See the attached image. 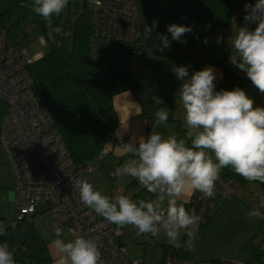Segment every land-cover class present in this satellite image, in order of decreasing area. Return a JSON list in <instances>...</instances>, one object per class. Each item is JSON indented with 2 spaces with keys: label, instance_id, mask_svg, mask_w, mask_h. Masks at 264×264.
<instances>
[{
  "label": "clouds",
  "instance_id": "9594fccd",
  "mask_svg": "<svg viewBox=\"0 0 264 264\" xmlns=\"http://www.w3.org/2000/svg\"><path fill=\"white\" fill-rule=\"evenodd\" d=\"M69 0H33L32 8L47 22L59 17ZM244 26L229 37V62L245 73L251 84L264 94V0L245 4ZM255 24V28L248 27ZM158 25L143 26L146 39L158 40L159 51L171 47L172 41L187 43L183 37L193 32L187 25H167V35L152 33ZM210 27V25L208 26ZM54 31L59 33L60 27ZM224 42L217 36L216 43ZM204 43L207 44V38ZM189 66L173 69L181 81L177 92L183 109V136L163 135L158 129L166 125L169 114L165 108L154 113L152 130L147 137L123 142L120 152L128 155L122 166L112 172L114 177L129 176L138 181L149 194L147 199H133L120 194L114 198L96 190L87 179L72 181L80 201L117 230L132 226L137 235H163L168 243L181 247V236L194 237L201 216L185 207V197L194 192L214 198L217 182L223 169H230L249 182L264 184V106H257L247 92L235 87L217 90V73L211 66L193 72ZM264 207V205H262ZM249 220L264 219V212L254 208L246 213ZM6 234L0 224V236ZM61 235V230H56ZM61 254L59 264H106L98 242L77 235L65 241L52 242ZM14 249L7 241L0 242V264H17Z\"/></svg>",
  "mask_w": 264,
  "mask_h": 264
},
{
  "label": "built area",
  "instance_id": "2783aa9c",
  "mask_svg": "<svg viewBox=\"0 0 264 264\" xmlns=\"http://www.w3.org/2000/svg\"><path fill=\"white\" fill-rule=\"evenodd\" d=\"M90 11L89 47L93 58L100 47L109 42L140 45V7L136 0H93ZM138 53L140 51L135 49L134 54ZM30 62L24 38L11 37L6 28L0 26V100L6 106L0 120V143L13 175L14 202L13 218H0V224L12 235V249L18 264H37L29 256V246L15 239L18 229L31 223L39 206L50 215L56 237V230H61L57 238L69 234L96 240L106 264H144L142 260L127 258L124 238L117 226L86 207L80 201L78 191L73 189L72 181L83 179L85 174L101 168L105 150L84 165L73 161L51 112L39 104L32 91L28 72ZM188 65L190 67L189 61ZM108 141L122 143V139L113 134ZM237 190L236 183L220 177L214 198H205L198 192L194 200L186 204V209H194L201 216L195 236L183 235L181 247L175 252H167L161 264H213L210 261L195 262L186 252L208 214L217 210ZM252 207L260 208L257 202L252 203ZM257 247L260 258L264 259V239Z\"/></svg>",
  "mask_w": 264,
  "mask_h": 264
},
{
  "label": "trees",
  "instance_id": "16d2710c",
  "mask_svg": "<svg viewBox=\"0 0 264 264\" xmlns=\"http://www.w3.org/2000/svg\"><path fill=\"white\" fill-rule=\"evenodd\" d=\"M136 1L140 7V45L109 42L103 44L93 58L89 47L91 11L90 7L84 4L75 18L70 45L63 41L57 44L50 42L48 52L28 65L32 91L39 104L51 112L55 127L76 164L84 165L100 156L108 137L114 133L118 120L112 97L126 90L136 96L144 88L142 82L134 76L131 67L134 57H140L153 66L143 56L144 25L151 27L154 19L158 21L156 28L171 22L196 23L201 25V36H211L218 30L228 28L233 19L234 0H168L169 4L165 8L161 6L160 0ZM4 2L5 10L0 12V26L4 27V20L17 13L19 20L30 19L38 33L45 32L48 22L42 16L23 6L19 0ZM61 17L62 13L59 17H53L50 22L52 31L59 27ZM17 24L15 21L7 29L9 36L25 38L16 30ZM135 49L140 53L134 54ZM218 64L224 74V84L219 86V90H232L235 81H239L240 87L242 82L230 65L222 61ZM140 105L142 115L147 121L163 106L155 100L141 101ZM5 112L6 106L0 100V120ZM184 132L185 129L178 123L176 135L183 136ZM220 177L236 183L238 188L249 183L227 168L222 170ZM129 186L136 189L131 198L138 200L150 197L135 179ZM209 216L208 214L206 221ZM4 241H7L12 249V235L6 233L0 236V242ZM27 245L31 250L29 256L35 259L37 264H51V258L46 252ZM169 251L176 250L165 249V253ZM15 259L18 264L16 256ZM210 262L219 264L220 260ZM243 264H264V259L260 258L257 251Z\"/></svg>",
  "mask_w": 264,
  "mask_h": 264
},
{
  "label": "crops",
  "instance_id": "0c3cea01",
  "mask_svg": "<svg viewBox=\"0 0 264 264\" xmlns=\"http://www.w3.org/2000/svg\"><path fill=\"white\" fill-rule=\"evenodd\" d=\"M240 14L243 17L244 11L240 12ZM172 23L187 25L193 28L192 33H188L183 37L187 43L172 41L171 47L161 52L158 48L160 43L158 40L153 41L144 38L143 56L153 66L140 57L131 60L132 72L142 82L144 86L143 90L136 96L131 91L126 90L112 97V105L118 120L113 135L119 136L122 139V143L130 142L133 139L138 140L141 136L147 137L152 130L151 124L154 120V114L147 121L141 112V101L155 100L163 104L160 108H165L168 111L169 118L166 125L158 129L163 135H176L178 123L182 129H185L183 124L184 112L177 96L182 82L176 78L173 69L181 65L189 66L188 61L191 67V70L188 67L190 75L205 67H213L217 73L215 83L218 91L219 86L224 84L223 70L218 62L222 61L230 65L242 82L240 87L254 99L257 106H264V94H261L251 84V81L246 77L244 72L229 62L230 40L228 41V39L232 31L234 32L237 27H231L230 25L226 29L218 30L211 36H201L200 24L188 22H171L169 24ZM167 25L156 28L152 35L155 36L157 33H162L167 35L169 40H171V34L167 32ZM249 28L254 29L255 27ZM217 36H223L224 42L220 44L216 43ZM205 38H207V44L204 43ZM235 87H239V81L233 83L232 89ZM121 144H116L113 141L106 143L103 165L101 166V168L103 167V171L100 173V176L105 179L109 178L113 186L131 188L129 185L134 178L129 176L111 177L110 175L111 170L114 171L116 167L122 166L131 158L124 157V154L120 152ZM136 182L138 183V181ZM255 183L250 182L244 186H240V192L238 190L235 195L223 201L217 210L209 214L208 220L188 246L186 255L189 259L195 262L221 259L219 264L243 261L244 257L242 253L238 252L242 247L241 240L246 239L248 242L249 239L258 236L264 230V219L249 220L246 217V213L254 209L252 207V203L254 202H257L260 208L264 209L262 207L264 205V194H262V191L259 190V187ZM135 191L136 189L131 188L130 197ZM197 194L198 192L188 194L185 197V204L193 201ZM182 237L183 235L181 236L180 243ZM156 238L162 242L163 256L158 262V264H161L166 254L165 249L177 250L178 248L170 245L163 233L156 236ZM249 249L247 248L246 250L249 251Z\"/></svg>",
  "mask_w": 264,
  "mask_h": 264
},
{
  "label": "rangeland",
  "instance_id": "374dc122",
  "mask_svg": "<svg viewBox=\"0 0 264 264\" xmlns=\"http://www.w3.org/2000/svg\"><path fill=\"white\" fill-rule=\"evenodd\" d=\"M20 3L33 10V0H19ZM93 0H69L68 6L63 10L59 27L61 31L59 33L52 31L51 24L48 22L45 26L44 33H38L35 30V26L30 19H20L19 14L14 13L12 16L7 17L4 20V28L6 30L9 26L17 21L16 30L22 34L24 43L26 44V52L31 61L38 59L46 54L49 50L50 42L53 44L64 43L70 45L71 36L73 31V24L77 14L82 10L84 4L88 7L92 5ZM256 0H234L232 11L233 19L231 27L244 26V17L247 14L244 10L245 4H255ZM160 4L163 8L169 4L168 0H160ZM5 10L4 0H0V12ZM244 11L243 17L240 12ZM256 26L255 24H249L248 27ZM136 59V57H134ZM103 171V167L92 173H87L83 176V179H87L96 190H99L102 194L114 198L120 194L131 195V188L125 186H113L111 180L103 178L100 173ZM250 183V182H249ZM259 187V190L264 194V186L258 182L255 183ZM13 175L9 165L6 163V155L0 143V218L10 220L13 218L14 202H13ZM240 192V188L238 189ZM237 190V192H238ZM260 210L262 208H259ZM38 212L33 216L32 222L27 224L24 228H21L16 236L17 242H25L29 244L31 248L38 249L49 254L51 258V264H59L61 254L58 253L54 244L52 243L57 237L54 234L53 224L50 215L46 211H42V207H37ZM264 212V209L261 210ZM120 235L124 238L126 246V255L130 261L142 260L144 264H158L163 256L162 242L158 238L151 235H137V230L132 226H125L119 230ZM241 236V235H240ZM59 239H63L66 242L74 239L69 234H63ZM261 239H264V230L260 232L258 236L249 239L248 242L241 240V246L238 252L242 253L243 261L246 262L257 253L258 243ZM250 248L249 251L246 250ZM221 260V259H215ZM232 261V260H231ZM234 262L236 264H243L244 262Z\"/></svg>",
  "mask_w": 264,
  "mask_h": 264
}]
</instances>
